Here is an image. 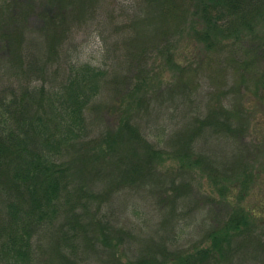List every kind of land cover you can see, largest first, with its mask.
Segmentation results:
<instances>
[{
	"label": "trees",
	"instance_id": "1",
	"mask_svg": "<svg viewBox=\"0 0 264 264\" xmlns=\"http://www.w3.org/2000/svg\"><path fill=\"white\" fill-rule=\"evenodd\" d=\"M103 1L51 0L52 10L35 28L27 25L31 14L19 0L4 6L15 14L5 21L14 25L3 30L7 45L0 46V264H46L48 255L60 256L58 264H95V258L98 264H232L244 245L234 247L232 242L253 227L260 211L232 201L222 225L207 234L212 243L186 252L179 247L198 222L196 211L181 213L183 220L174 212V222L168 223L173 228L157 246L156 233L142 238L136 234L149 220L142 211L118 204V195L131 185L144 197L165 195L154 201L164 208L189 194L186 184L157 180V170L170 158L169 147L151 142L135 118L142 108L150 109L146 99L139 101L136 95L135 111H120L122 87L129 80L119 68H126L123 60L131 57L135 71L143 70L140 81L145 84L148 54L165 56L173 70L185 71L174 54L177 38L201 47L203 58L213 65L204 83L210 103L207 114L195 115L194 124L182 133L183 155L193 165L218 173V151L206 141L214 131L226 140L250 132L264 145V0L127 2L120 15L132 18L115 27L114 34L120 36L115 45L100 32L105 60L113 54L119 68L76 65L77 47L69 38L75 27L82 29L102 14ZM114 14H108L109 21L117 24ZM104 90L114 99L109 108ZM187 95L196 101L193 90ZM105 106L115 126L96 132ZM197 144L204 146V153L205 147L213 148L215 158L191 156ZM89 150L97 153L91 156ZM221 176L230 177L225 170ZM169 190L171 195L166 194Z\"/></svg>",
	"mask_w": 264,
	"mask_h": 264
},
{
	"label": "rangeland",
	"instance_id": "2",
	"mask_svg": "<svg viewBox=\"0 0 264 264\" xmlns=\"http://www.w3.org/2000/svg\"><path fill=\"white\" fill-rule=\"evenodd\" d=\"M10 2L11 0H0V46L7 45L5 38L2 36L4 35L3 30L8 27V29H13L14 25L12 21L9 22L12 25L5 23V21L11 20L15 14L14 9L10 10L11 13L4 9V6L7 3L10 4ZM127 2L134 4L137 3V0L103 1V6L98 11L102 14L97 16L93 23L86 24L82 29H79V27L74 28L73 34L69 39H72L77 47L73 59L76 65L89 64L94 68H113V70L119 68L116 67L117 62L114 61L113 54H111L110 60H105L104 51H106V47L100 36V32L104 31V37H109L108 43L111 46L115 45L116 41L120 38L118 34H114V29L117 30L115 27L120 25L121 21L125 20V18H132L128 13H126L128 17L125 16L122 18L120 15L121 11L127 6ZM18 4L24 7L26 10L25 13L29 11L31 14L28 17L27 24L31 28L38 27L41 23L39 19L42 16H48V13L53 8L51 0H19ZM119 5H121V10L118 9ZM90 6H93V4ZM31 9H33L34 13L30 12ZM1 11L4 12L2 13ZM111 11L113 14L115 11L114 16L117 15V24L109 21L108 14ZM73 15L74 12H71L68 19L71 20ZM177 39L178 41H176V47L174 48L175 58L176 60L178 59L181 67L185 66V71L183 69L173 70L167 64L165 60L167 58L165 56H160L158 53L148 54L150 58L148 55L146 56L148 60L146 61L147 65L145 70L149 68L150 73L147 75L145 84H143V80L140 81L143 78V74H141L143 70L135 71L133 59L130 60L131 57L128 60H123L124 62L121 66L127 67L124 69L119 68V72L128 77L129 83L122 87L121 95L124 99V105L120 111H135L134 105L137 102L133 98H136V95H139V101L146 99L145 105L148 104L150 109L148 110L146 107L143 110L142 108L141 113L135 114L137 115L135 118L141 124L143 131L146 132L151 142L167 144L170 151L169 160H166L165 164L157 170L156 178L158 181L160 180L167 185L175 183L178 185L186 184L189 194L186 198L184 195L179 199L176 197L172 204L169 203L164 208L157 206L154 201L160 200V198L166 199L165 195H159L155 192L151 197L149 193H146V198L142 196L140 188L131 185L126 186L123 195H118L120 197L118 204L120 206L122 204H128L131 210L142 211L143 217L149 220L145 222L143 231L140 234H136L142 238L143 234L148 235L149 233H153L154 235L156 233L154 236L158 238L157 246L169 234L168 230L170 231L173 228L168 223L174 222L172 219L175 216L174 212L182 219L183 216L181 213L187 212L188 209L196 211L198 214L196 216L198 222H194L191 228L187 230L188 236L184 238L181 248L179 247L180 251L186 252L193 250V247L203 248L212 243L210 239L208 240L207 234L222 225L224 219L229 215L230 209L228 208V204H232V201L234 204H238V206H242L248 210L250 209V211H260L257 212L261 214L260 217H256V221L253 219V227L247 232H244V234L237 236L232 242L234 243L232 244L234 247H238L239 244H244L242 250L238 251L235 255L236 257L232 260V264H262L264 250L261 249L260 243L264 245V145L261 146L257 142L258 137L252 135L250 132L242 135V137L226 140V137L223 138L224 136L220 132L217 134L214 131L213 133L211 132L210 137H206L208 140H205L210 143L211 147L218 151L216 158L214 157L216 151H213L214 153L212 152L213 148L209 149V147H205L204 153V146H198V144L194 145L192 149L195 150L194 153L189 154L191 156H195L196 154L202 157V159L204 158V160L215 158V166L218 173L201 169L200 165L196 166L189 162V160H185L183 154L186 150V143L185 134L182 133L189 129L190 124H194L193 120L195 117L201 118V114L202 116L207 114L205 106H209L210 102L208 100L206 101L205 98L207 93L204 83L207 81L206 77L212 71L208 70L209 66L213 67V65L209 63V60L203 58L205 52L200 50L201 47H198L196 45L197 43L186 38L182 39L178 37ZM190 41L192 44H189ZM202 58L205 60H202ZM137 64L138 58L135 59L134 65L136 66ZM189 64L191 65L188 66ZM142 65L145 66V63ZM111 75H113L112 72ZM136 84L138 85L137 90ZM186 85L190 86L186 89ZM191 90H193V98L196 100L194 102H190V98L187 95ZM104 92L103 94L106 98L104 100L108 101L107 105L109 103V108L111 103L114 104V99H110V94L106 90ZM114 98L117 100V97ZM198 106L202 108V111L205 110V113H202L201 110L197 112L199 109ZM108 108H104L105 112L102 116V119H104L103 122L94 125L96 132L110 126L112 127V125L113 127L115 126L108 116ZM114 117H116L115 114ZM89 152H91V156L97 153L93 150H89ZM86 153V156L89 157L88 151ZM184 166H187L188 169H185ZM224 170L225 174L230 177L226 178L221 176L224 174ZM176 176L177 182H175ZM172 193V190L166 192L167 195H171ZM176 221L177 219L175 218V223ZM198 224L202 226L201 230H198ZM189 232L192 234L189 235ZM144 239L148 240L149 238L144 236ZM52 258L49 255L48 257L45 256L44 260H46V264L59 263L60 259L58 258L60 256L55 259ZM95 260L96 263L95 261L94 263L98 264L99 259L95 258ZM168 264L178 263L172 261Z\"/></svg>",
	"mask_w": 264,
	"mask_h": 264
}]
</instances>
